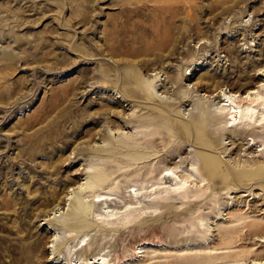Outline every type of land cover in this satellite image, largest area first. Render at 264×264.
<instances>
[{"label": "rangeland", "instance_id": "rangeland-1", "mask_svg": "<svg viewBox=\"0 0 264 264\" xmlns=\"http://www.w3.org/2000/svg\"><path fill=\"white\" fill-rule=\"evenodd\" d=\"M263 65L264 0H0V264H264Z\"/></svg>", "mask_w": 264, "mask_h": 264}, {"label": "bare ground", "instance_id": "bare-ground-1", "mask_svg": "<svg viewBox=\"0 0 264 264\" xmlns=\"http://www.w3.org/2000/svg\"><path fill=\"white\" fill-rule=\"evenodd\" d=\"M91 1V0H90ZM89 0H83V2L85 3V5L89 4L90 3ZM109 46V45H108ZM3 50V49H2ZM11 52V51H10ZM13 54V53H12ZM12 54H9V53H3V55L8 58V59H12L13 56ZM4 59V58H2ZM264 66V65H263ZM262 69V68H261ZM260 70V69H259ZM259 87L261 88H264V83H261L259 84ZM259 88L257 86V89H250V90H247L244 94L242 93H239L238 91H234V90H231V89H228V88H223V87H220V88H217L216 90V93H217V96L219 97L220 99V108L219 109H223V110H226L225 112H227V116H226V119L229 120V122L233 121V123L229 126H234V125H238L240 123H244L246 121V119L253 113L254 111V108H252L253 106H251L250 104L255 101L257 98H258V94L259 93ZM260 96V95H259ZM264 97V96H263ZM262 97V101L264 100ZM243 101H245L247 104L249 105H243ZM260 101V100H259ZM264 103V102H263ZM210 105V103H209ZM208 102H204V101H201V104L199 106V110L200 112L199 113H204V112H207V108H208ZM222 112V111H220ZM224 112V113H225ZM217 114V113H216ZM219 114V113H218ZM217 114V115H218ZM220 115V114H219ZM225 115V114H224ZM212 116V114H211ZM222 116V115H221ZM215 117V116H214ZM212 118V117H211ZM223 118V117H222ZM203 119V118H202ZM213 119V118H212ZM205 120V119H204ZM216 120V119H215ZM222 120V119H221ZM228 122V123H229ZM188 123V122H187ZM189 125V123H188ZM192 125V124H191ZM191 127V126H190ZM196 129V128H195ZM185 131V129H184ZM195 131V130H194ZM197 131V130H196ZM191 132V131H190ZM186 133V132H185ZM196 136V135H195ZM253 140V139H252ZM195 142V141H193ZM254 142V141H253ZM169 173L170 178H175L177 179L178 181H176L177 183H180V184H183L184 183V179L181 178L180 175H177L176 172H172L173 170L171 169H166ZM165 174L166 171H165ZM240 174V173H238ZM237 174V175H238ZM251 176V175H250ZM102 199H105V197L101 194V195H98L96 197H94L93 201H99V200H102ZM264 240V238H262ZM37 242H35L31 249L35 248L36 247V244ZM209 257V256H208ZM97 257H94V261L92 262V264L96 263V264H113V263H110L109 261H106L105 259L102 260L101 257H99L97 260H95ZM185 259H188V258H185ZM100 260H102V262H100ZM210 261V260H209ZM118 262V261H117ZM116 263V262H115ZM120 263V262H119ZM68 264H74L73 262H70Z\"/></svg>", "mask_w": 264, "mask_h": 264}]
</instances>
